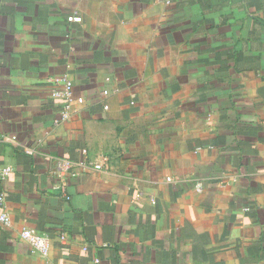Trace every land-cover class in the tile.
<instances>
[{
  "label": "crops",
  "instance_id": "1",
  "mask_svg": "<svg viewBox=\"0 0 264 264\" xmlns=\"http://www.w3.org/2000/svg\"><path fill=\"white\" fill-rule=\"evenodd\" d=\"M6 168L0 264H264V0H0Z\"/></svg>",
  "mask_w": 264,
  "mask_h": 264
},
{
  "label": "built area",
  "instance_id": "2",
  "mask_svg": "<svg viewBox=\"0 0 264 264\" xmlns=\"http://www.w3.org/2000/svg\"><path fill=\"white\" fill-rule=\"evenodd\" d=\"M68 21L74 23H82L83 19L82 16L75 14L69 16ZM58 83L60 85V88L52 92V97L54 99L61 100L63 103V107L62 110L60 111L59 117L55 120V125H59L61 123L70 120L75 103L77 104L84 103L83 98H76L74 96V85L67 77L58 80ZM11 140L13 141L15 140V138H12ZM66 164H67L66 166L69 165L68 163ZM95 169L101 170L102 165H97ZM11 172H12L11 168H6L2 170L0 176L2 179H5L6 177L9 176ZM75 175L76 174H74V176ZM168 181H171V179H168ZM197 189L201 191L202 190L201 185H198ZM0 223L6 228H10L12 226L11 217L5 208L4 195H0ZM22 238L29 244L33 252L38 253L42 256H47L49 254L51 249V237L48 234L38 233V232L35 233L31 230L26 229L22 233ZM61 239L65 241L66 237L62 236ZM97 263L99 262L97 261Z\"/></svg>",
  "mask_w": 264,
  "mask_h": 264
}]
</instances>
